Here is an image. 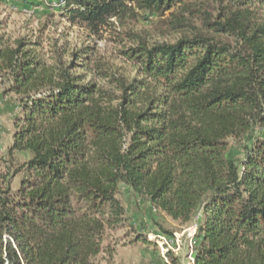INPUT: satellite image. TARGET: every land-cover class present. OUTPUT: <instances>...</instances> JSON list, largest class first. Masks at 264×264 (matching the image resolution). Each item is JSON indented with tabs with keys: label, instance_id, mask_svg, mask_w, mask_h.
Wrapping results in <instances>:
<instances>
[{
	"label": "trees",
	"instance_id": "16d2710c",
	"mask_svg": "<svg viewBox=\"0 0 264 264\" xmlns=\"http://www.w3.org/2000/svg\"><path fill=\"white\" fill-rule=\"evenodd\" d=\"M64 1L63 17L94 31L130 15L193 12L185 0ZM255 5L264 0H207L204 25L234 44L203 33L138 40L122 52L132 80L93 63L90 46L49 64L31 50L41 42L12 49L0 36V81L23 106L10 153L30 154L12 173L0 169V264H95L108 230L125 221L122 185L196 222L193 264H264V25L247 18ZM230 139L242 157L228 155Z\"/></svg>",
	"mask_w": 264,
	"mask_h": 264
},
{
	"label": "rangeland",
	"instance_id": "374dc122",
	"mask_svg": "<svg viewBox=\"0 0 264 264\" xmlns=\"http://www.w3.org/2000/svg\"><path fill=\"white\" fill-rule=\"evenodd\" d=\"M185 1L191 6L192 13L178 7L164 16L152 15L150 19L130 15L112 19L113 25L94 31L84 24L71 23L63 17L61 9L47 0H0V36L4 45L12 49H17L23 39L41 42V46L31 50L49 64L59 63L60 59L69 64L79 49L90 46L93 48V63L109 68L121 78L132 80L136 70L122 52L138 40L173 43L184 36L203 33L232 44L236 42L234 35L218 33L204 25L202 13L206 11L207 0ZM211 8L215 9L211 12L218 15V7ZM180 13L184 16H177ZM247 18L251 19L253 26L264 25V6H251V14ZM100 83L104 84V81ZM9 85L6 77L1 79L0 169L5 173H12L30 157L26 152L10 153L23 106L19 101L20 95L5 93ZM106 87H110V84L107 83ZM243 154L238 142L230 139L228 155L239 158ZM23 175L24 171L15 177L13 189L18 188ZM118 197L126 208L125 221L115 229L108 230L104 243L106 250L94 259L95 264H193L194 240L190 230L196 222L183 223L162 210L153 211L149 200L139 198L125 185L120 187ZM139 234L143 239L138 240ZM150 234H177L178 241L167 251L163 242L151 241ZM112 250L113 255L110 254Z\"/></svg>",
	"mask_w": 264,
	"mask_h": 264
},
{
	"label": "built area",
	"instance_id": "2783aa9c",
	"mask_svg": "<svg viewBox=\"0 0 264 264\" xmlns=\"http://www.w3.org/2000/svg\"><path fill=\"white\" fill-rule=\"evenodd\" d=\"M50 3L56 8H61L65 4V1L64 0H52ZM156 210L157 209L153 207V211H156ZM196 232H197V224H195V226L190 230V236L194 238ZM149 237L150 239H152L151 241L155 240L157 243H160V241L163 242L164 248L167 251L172 248V245H175L176 241H178L177 234H173V235H163V234H153L152 235L150 234ZM191 259H192V263H194V258L191 257Z\"/></svg>",
	"mask_w": 264,
	"mask_h": 264
}]
</instances>
